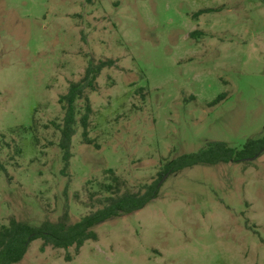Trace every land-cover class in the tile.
Wrapping results in <instances>:
<instances>
[{
	"label": "rangeland",
	"instance_id": "rangeland-1",
	"mask_svg": "<svg viewBox=\"0 0 264 264\" xmlns=\"http://www.w3.org/2000/svg\"><path fill=\"white\" fill-rule=\"evenodd\" d=\"M106 60L65 167L59 99ZM263 137L264 0H0V228L73 225L161 181L79 254L36 240L18 264H264V152L164 174Z\"/></svg>",
	"mask_w": 264,
	"mask_h": 264
},
{
	"label": "trees",
	"instance_id": "trees-1",
	"mask_svg": "<svg viewBox=\"0 0 264 264\" xmlns=\"http://www.w3.org/2000/svg\"><path fill=\"white\" fill-rule=\"evenodd\" d=\"M206 12V11H205ZM201 11L200 13H205ZM113 60L90 62L84 71L83 77L69 84L66 94L59 99L64 111L63 122L59 128V148L63 155L65 167L69 165L72 157V139L77 133L76 125L82 129L84 143L91 144L88 139L90 118L93 108L89 94L98 89L97 79L105 68L113 67ZM224 99L220 96L213 105ZM81 103L82 107L78 108ZM264 152V137L248 141L241 151L229 147L224 142H214L198 153L186 154L165 166V175L175 174L184 169L197 165L212 166L219 163L244 162L259 157ZM114 182L117 185L118 179ZM149 186L145 192H125L121 195L107 197L103 208L90 213L73 225L65 221L58 223L44 222L40 226L11 219L7 227L0 228V264H18L25 257L31 243L36 240L43 242L42 249L51 246L56 249L69 250L74 248L76 254L87 241H97L98 235L94 229L101 223L124 215H130L142 210L158 197L159 184Z\"/></svg>",
	"mask_w": 264,
	"mask_h": 264
},
{
	"label": "water",
	"instance_id": "water-1",
	"mask_svg": "<svg viewBox=\"0 0 264 264\" xmlns=\"http://www.w3.org/2000/svg\"><path fill=\"white\" fill-rule=\"evenodd\" d=\"M256 158H254V159H251L250 161H253V160H255Z\"/></svg>",
	"mask_w": 264,
	"mask_h": 264
}]
</instances>
